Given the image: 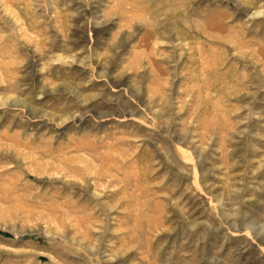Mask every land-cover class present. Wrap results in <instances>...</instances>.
Segmentation results:
<instances>
[{
    "label": "rangeland",
    "instance_id": "1",
    "mask_svg": "<svg viewBox=\"0 0 264 264\" xmlns=\"http://www.w3.org/2000/svg\"><path fill=\"white\" fill-rule=\"evenodd\" d=\"M0 264H264V0H0Z\"/></svg>",
    "mask_w": 264,
    "mask_h": 264
}]
</instances>
